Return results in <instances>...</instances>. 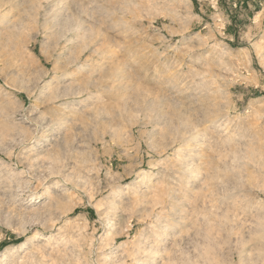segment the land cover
<instances>
[{
	"label": "rangeland",
	"instance_id": "374dc122",
	"mask_svg": "<svg viewBox=\"0 0 264 264\" xmlns=\"http://www.w3.org/2000/svg\"><path fill=\"white\" fill-rule=\"evenodd\" d=\"M143 263L264 264V0H0V264Z\"/></svg>",
	"mask_w": 264,
	"mask_h": 264
},
{
	"label": "bare ground",
	"instance_id": "6f19581e",
	"mask_svg": "<svg viewBox=\"0 0 264 264\" xmlns=\"http://www.w3.org/2000/svg\"><path fill=\"white\" fill-rule=\"evenodd\" d=\"M148 259V258H147ZM146 262V261H145ZM144 264V263H143Z\"/></svg>",
	"mask_w": 264,
	"mask_h": 264
}]
</instances>
